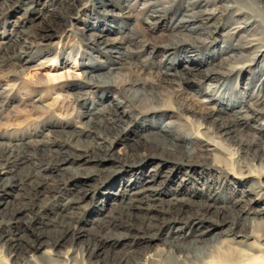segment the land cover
Masks as SVG:
<instances>
[{"label":"bare ground","instance_id":"6f19581e","mask_svg":"<svg viewBox=\"0 0 264 264\" xmlns=\"http://www.w3.org/2000/svg\"><path fill=\"white\" fill-rule=\"evenodd\" d=\"M92 1V10L81 19L83 28L71 33L78 38V31L90 30L83 39L87 50L80 55L78 48L76 57L72 50L64 52L43 42L58 38L71 26L83 0H45L44 10L55 4L45 27L18 32V22L9 21L8 14L18 9L24 10L23 17L27 11L40 15L39 9L33 10L40 1H0V72L14 68L22 72L35 54L47 55L43 65L38 63L48 70L44 77L67 79L64 97L79 102L87 118L81 127H73L71 121L49 122L48 128L44 124L42 129L48 133L64 137L58 143L25 142L21 136L0 133V264H6L4 259L11 264H264V206L253 208L264 203V19L239 10L237 0H120L118 7L111 0ZM246 1L264 14V0ZM135 3H142L150 29L168 23L170 32L169 41L146 56L153 51L162 54L158 80L136 89L116 85L115 71L131 55L138 58L144 37L130 40L128 45L135 51L123 39L110 37L122 35L118 19L127 18ZM26 5L30 6L21 9ZM124 28L133 31L129 23ZM210 41L211 47L205 49ZM41 45L46 46L36 47ZM204 54L206 58L201 59ZM98 56L103 59L95 62ZM61 61L74 69L82 67V77L74 72L73 81H68L69 70L57 76L52 70ZM200 79L215 82L200 90L204 96L200 109L178 105L175 110L171 103L156 100L165 86L172 88L176 98L183 84ZM1 93L10 97L8 102L0 100V108L8 106L10 99L11 104L16 101L13 87ZM28 94L24 105L36 110L39 107L29 101ZM90 94L98 99L87 102ZM142 97L150 103L142 107L143 114L134 109V102ZM94 119L97 127L89 123ZM137 119L142 129L139 137L125 157L115 156L112 146L131 137L127 136L129 126ZM178 121L191 125L194 132H183ZM40 133L35 131L33 136ZM90 134L92 142L81 145V135ZM147 143L161 152L143 154ZM165 155L172 162L165 161ZM151 163L155 164L145 169ZM48 166L58 167L65 175L48 184ZM104 184L107 189L98 192L96 187ZM61 190L66 192L58 198ZM97 193L99 212L88 220L95 232L91 235L75 216L81 202ZM5 196L11 200L5 201ZM108 201H113L108 211H114L109 215L102 213ZM78 239L85 243L77 252L53 253L66 242L68 251L73 249ZM115 246H121L123 255L110 260Z\"/></svg>","mask_w":264,"mask_h":264},{"label":"rangeland","instance_id":"374dc122","mask_svg":"<svg viewBox=\"0 0 264 264\" xmlns=\"http://www.w3.org/2000/svg\"><path fill=\"white\" fill-rule=\"evenodd\" d=\"M39 1L40 2L36 4L35 6L34 5H31V6H34L33 10L39 9L41 11L40 15L35 14L34 11L31 9L33 13L31 11H27L26 16L23 17L21 15L23 14L24 10L20 11L16 9L15 11V7L13 8L15 12H13V14H10V15L8 14V16H10V18H8L9 21L18 22L17 29L15 30L16 32L20 30H24L26 28L36 29L40 27H45L46 21L50 20V19L47 20L46 18L50 14V10L55 4H52L50 7L48 5L47 10H44V6L46 5H44L43 2L45 0H39ZM83 1H84L83 5L77 7L73 13V16L71 18V26L65 28L64 29L65 31L57 36L58 38L47 39L43 43L48 44L50 46H55L57 48L61 47V49L64 50V52H69L70 50H72L74 54L73 57H76L75 55L79 50L78 48H81L79 51L80 55H82L81 50H87L86 46L83 44V39L87 36L90 30L85 29L84 31L83 30L78 31V38L74 37L71 34L72 30L74 31V29L76 30V29L83 28V26L80 24L81 19H84L85 15L93 8L92 3H94V1L92 0H83ZM111 2L113 3L112 4L113 6H117V7H118L117 4L121 3L120 0H111ZM131 2L134 3L135 0H132ZM247 2L248 1L246 0H237L238 9L257 15L256 17L258 20H260L261 18L264 19V14L260 13V11L258 10H253L254 8L253 4H250L249 2L248 4ZM141 4L142 3L133 4L132 8H130L129 12L127 13V18L118 19V22H120L122 29H123L121 30V32H123L122 35L116 36L115 34H110L111 38L118 37L121 40L123 39L124 43H126L125 46H128V49L132 51H135V50L133 49L132 46L128 45L130 40L135 38V42H136L137 40H141V38L144 37V40H143L144 49H143V52L140 53L138 58L135 59L131 55V57L122 66V68L115 71V73H117L118 75V78L116 79V85L124 86L125 88L136 89L140 86V84H146L147 86H149L151 82L153 81L155 82L156 80H158V77H159L157 74L158 65L162 64L163 56L159 51L157 52L153 51L151 56H149V58L148 57L146 58V56H148V53H150L152 48H155V47L160 48L164 44L167 43L166 42L167 40L169 41L168 35L170 34V32L167 30L168 23L167 24L165 23L164 26L159 27V29L157 30L150 29L148 27V24L145 22V16L143 15L144 7ZM29 6L27 5L21 6V9L28 8ZM242 14L244 15V13ZM107 16L111 18L109 14ZM18 17H19V20H18ZM20 17H21V20H20ZM126 23L127 24L129 23L131 24V26H133V31L129 32L124 28ZM7 29L13 30V27L11 28L10 26H7ZM134 31L135 33H139V35L135 37ZM2 39L3 38L0 37V41ZM54 43L56 44L53 45ZM58 43H59V46H58ZM211 43L212 42L210 41L209 44H206L204 48L205 49L210 48ZM215 44H217L218 46H221L219 41H216ZM44 46L46 45H41V46H36V47L39 49V48H44ZM80 55L77 56L78 63L81 62ZM207 55H208V52H207ZM34 57L35 58L33 62H28L24 65L25 68L24 67L23 68L25 70L22 72H18L19 69H15V68L12 70L10 69V70H4L0 72V88L9 90L10 88L13 87V92L15 94V100H16L13 104H11V99H10L8 106L5 105L3 108H0V133H4V132L10 133L13 137H16V138L17 137L20 138L21 136V138H24L23 140H25V142L31 141L34 143V141L37 142L40 140L42 141L50 140L51 142L55 141L58 143V141L65 140L64 137H60V136L56 137L54 136V134L48 133V131H46L45 129H42V127H44L43 126L44 124L46 125V123H49V122L51 123L58 122V124H60L61 122L71 121L73 127L74 126L81 127V122L82 123L86 122L87 118L86 116H82L81 113L83 112V110L80 108L79 102H72L70 98L64 97L68 95L66 92H64V84L67 82V79H63V81H60L61 79L52 81L51 79H46L44 77L47 74L48 70L44 68V66L38 65V63L44 64L48 58L47 55L38 56L35 54ZM98 57H99L98 59L93 58V60L95 62H98L97 60L103 59L102 56H98ZM202 57L206 58L205 54L201 55V59ZM23 60H26L25 57L23 58ZM60 63L61 64L58 65L59 67H57V69L52 70L54 73L56 72L57 76L58 74L64 73L65 71L69 70L70 80L68 81H71V82L73 81L71 75L74 72H75L74 74H79L82 77V73L84 71L82 67L74 69L70 65L62 64L63 61H61ZM193 74H196V73H193ZM195 77L198 78V76H195ZM200 81L201 82L192 84V85L183 84L181 86V92H180L181 94L180 96H176V98L173 97L172 88H169V86H165V88L162 91H160L161 94L157 96L156 100H159V103H163L164 101L171 103L175 110L177 109L178 105L180 106V108L183 107L185 109H188V108H199L200 109L202 108V106L204 107V104H202V101L204 100V96L199 95L200 90L209 87L210 84L213 85V83H215V82H208V81L202 82L201 79ZM1 89H0V92H1ZM31 91H36V93L33 94ZM27 93H29L28 94L29 101L33 102L35 105L39 107L36 110H31L30 106L26 107L24 105V103L26 102V99L28 98V96L26 95ZM0 95H1L0 100L3 99L5 100V102L9 101L10 95L8 93L6 94L1 93ZM254 95H258L257 92H255ZM118 97L121 98V96H118ZM86 98H87V102L88 101L90 102L92 100L95 101L98 99L93 94L87 95ZM153 101L156 104L155 100ZM149 104L150 103L147 102L146 98L142 97L140 98L139 101L134 102V109L136 110V112L142 113V110H144V108L142 107L148 106ZM96 120L97 119H94L93 121L89 123H91L92 126L97 127L98 124ZM163 120L166 121L168 119L163 118ZM179 122L180 121H178V125L181 124L182 127L180 128L181 129L183 128L182 129L183 132L185 133L194 132V129L192 128L191 125H186L184 124L183 121H181L180 123ZM139 124L140 123L137 119L129 126V131H131V133L129 132L130 134H128L127 136L129 137L131 135V137H129V139L125 140L124 142H118L114 144L111 148V153H114L115 156L117 155L119 157L126 156L125 153L127 152V148L130 147L134 139L139 137L138 133L139 131L142 130L140 129ZM46 128H48V126ZM75 129L76 131H79V128H75ZM35 131L41 132L40 133L41 135H37L36 137H34L33 135H35ZM26 133H31L32 137L28 135L25 137L24 134ZM125 133L127 134L128 132H125ZM248 133H250V131H248ZM45 135H49V136H45ZM244 136L245 138L248 137L247 135H244ZM92 138L93 136L91 134H90V137L86 135H81V137L79 138V140H81L80 144L88 145L89 143L92 142ZM69 144L73 145L71 141ZM145 149L146 150L143 151L142 153L143 154L145 153L146 155L151 154L150 151L151 152L155 151L157 152V154L161 152V149L159 147L157 148V146L153 143H147V148ZM164 157L165 159H167L165 161L172 162V159L168 158L171 156L165 155ZM159 162L161 163V161ZM154 164L151 163L149 165H146L145 169L148 170ZM166 165H169V163H166ZM83 166L85 167V165H82V167ZM86 166H92V163H88ZM106 166H109V164H106L104 167ZM161 170L162 171L166 170V167L164 166ZM230 170H233V169L230 168ZM164 173L165 172H163L162 175ZM46 174L47 176L50 175L47 181L48 184H52L54 180L59 179L60 176L58 175H61V174L65 175L64 171L60 170L58 167L50 168V166L47 167V170L45 171V175ZM157 180H161V179H157ZM108 182L107 184L109 185ZM89 184H93V182H90ZM107 184H104L105 187L103 185V188L102 186H99L100 188L96 187V190L98 191L99 189L98 192L105 191L104 189H107L106 187ZM118 188H119V183L117 182L115 190ZM77 189H79V187H77ZM65 192L64 190L63 192L61 190V194L59 195L58 198H60L61 195ZM11 193H16V192L12 191ZM225 193L227 196H230L229 192H225ZM238 196L239 195H237V197ZM100 197H101L100 194L97 193L93 198L89 197V198L84 199L80 204L81 208L76 211L75 217H77L76 220H78V223L80 224L79 226L83 227L84 225V227L87 230H89V233L91 235H94L95 232H91V229L93 227L91 226V222H89L88 220L91 221L92 219L96 218L95 215H97L96 213H98L99 211L96 209L95 203L98 200H101ZM4 199L5 201L11 200L10 196L9 197L5 196ZM192 200L196 201L198 200V198L195 196L194 198H192ZM111 203H113V201L107 202V206L105 207V210L102 213H107V215L114 213V211H108L107 209L108 207L111 206V205L108 206ZM262 206H264L263 202L259 203L258 205H253V208L257 209V208H261ZM49 215L51 214L49 213ZM36 223L37 221L35 222V224ZM48 229H49L48 227L47 228L44 227V230H48ZM189 232L190 231L188 229L185 230L186 236L189 235ZM53 235L54 233H51V236ZM84 241H85L84 239H78L75 242L73 249H70L69 251H68L69 248L67 246L68 244H66L67 243L66 242L60 247L54 248L53 253H59V252L63 253L64 252V253H67L66 255H69L73 252V250L77 252L78 248L85 243ZM122 255H123V250L121 246H115L114 248H112V253L109 254V259L115 260L121 257ZM59 259L62 260V257H59ZM4 262L6 264H11V261L7 259H4ZM82 264H86V263H82Z\"/></svg>","mask_w":264,"mask_h":264}]
</instances>
